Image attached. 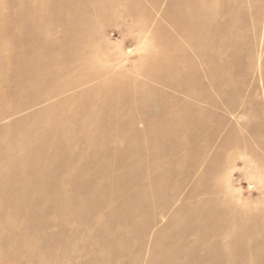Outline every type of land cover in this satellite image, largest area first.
Masks as SVG:
<instances>
[{
  "label": "rangeland",
  "instance_id": "rangeland-1",
  "mask_svg": "<svg viewBox=\"0 0 264 264\" xmlns=\"http://www.w3.org/2000/svg\"><path fill=\"white\" fill-rule=\"evenodd\" d=\"M202 1L0 0V264H193L213 205L264 264V0Z\"/></svg>",
  "mask_w": 264,
  "mask_h": 264
},
{
  "label": "bare ground",
  "instance_id": "bare-ground-1",
  "mask_svg": "<svg viewBox=\"0 0 264 264\" xmlns=\"http://www.w3.org/2000/svg\"><path fill=\"white\" fill-rule=\"evenodd\" d=\"M30 3V2H29ZM208 4H213V0H203L201 3H191V8L196 9L195 7H202L201 12H205V11H209L208 9ZM20 5V4H19ZM44 5V4H43ZM46 7V6H45ZM83 7V6H82ZM44 8V7H43ZM120 6H116L114 8V12L120 10ZM81 10V7H80ZM79 10V11H80ZM42 12V11H40ZM167 13V12H166ZM165 14V13H164ZM11 19V18H10ZM27 19V18H26ZM112 20V19H111ZM23 22V21H22ZM86 22V21H85ZM112 22V21H111ZM8 24V23H7ZM2 26V25H1ZM47 27V26H46ZM40 28V27H39ZM45 28V27H44ZM58 28V27H57ZM55 28V29H57ZM12 29V28H11ZM27 29V28H26ZM36 29V28H35ZM4 32V30H1V32ZM46 31V30H45ZM186 31H190V29H187ZM186 31H181V35L184 36ZM27 32V30H26ZM47 32V31H46ZM2 33H0L1 35ZM5 36V35H4ZM22 36V35H21ZM56 36V35H55ZM3 37V36H2ZM20 37V36H19ZM62 37V36H61ZM7 38V37H6ZM18 38V36H17ZM29 38V37H28ZM20 39V38H19ZM59 39V38H58ZM11 41H13L12 39H10ZM8 41V40H6ZM5 41V43H6ZM24 42V41H23ZM4 43V45H5ZM17 45L20 46V42H17ZM31 43V42H30ZM7 44V43H6ZM10 47V46H9ZM17 48V46H16ZM128 52V51H127ZM21 53V52H19ZM5 54V52H4ZM104 54V53H103ZM126 58V57H125ZM4 60V59H3ZM7 60V59H6ZM183 60V59H182ZM27 61V60H26ZM5 62V61H3ZM8 63V62H6ZM5 63V64H6ZM8 65V64H7ZM6 68V67H5ZM4 70V69H3ZM2 70V71H3ZM9 70V69H8ZM5 72V70H4ZM3 72V73H4ZM7 72V71H6ZM5 72V73H6ZM42 73V71H40L39 69L33 70L31 73H29V75H27V77L29 78H36L38 76H40ZM97 75L99 74V71L96 72ZM6 75V74H5ZM43 75V74H42ZM51 76H54V78H57L59 75L57 73L55 74H49ZM109 75V77H112L110 80H113V77L115 75L114 71H111L110 73H104V76ZM184 76V75H183ZM18 77V76H17ZM19 78V77H18ZM173 78V77H172ZM184 78V77H183ZM191 79V78H190ZM197 79V78H196ZM24 80V79H23ZM107 80V83L110 81ZM175 80V79H173ZM195 80V78H194ZM193 80V81H194ZM115 83H118L119 81H117L116 79L114 80ZM175 82V81H174ZM90 83L89 79L87 77L82 76V78H79L78 81H74L70 84V86L68 87L70 91H75V90H79V89H83L84 87H86L88 84ZM106 83V84H107ZM184 83V82H183ZM196 83V82H195ZM175 84V83H174ZM198 84V83H197ZM99 85V83H98ZM102 85H104V83L102 82ZM185 85V84H184ZM194 85V84H193ZM138 86V85H137ZM15 87V86H14ZM197 88V87H196ZM200 88V87H199ZM203 88V86H202ZM173 90V89H172ZM179 90V89H177ZM185 90V89H184ZM182 91V90H181ZM187 92V91H186ZM15 93V92H14ZM188 93V92H187ZM76 94H79L76 93ZM76 94L74 96H76ZM100 94V93H99ZM58 95H60V93L56 92L55 95H51V97L49 95H47V98H44L40 101H49V99L53 98V97H58ZM6 96V95H5ZM74 96H72L70 99L65 100L66 101H70L72 100V98H74ZM50 97V98H49ZM50 99V100H51ZM7 100V98H6ZM4 100V101H6ZM107 102V101H106ZM148 104V103H147ZM191 104V102H190ZM189 104V105H190ZM111 105V104H110ZM135 106V105H134ZM160 108V107H159ZM163 108V107H162ZM129 111V110H128ZM159 111V110H158ZM157 111V112H158ZM160 112V111H159ZM70 114V113H68ZM66 115V114H65ZM124 115V114H123ZM137 115V114H136ZM160 115V114H159ZM168 115V111L164 113L163 117H166ZM158 116V115H157ZM12 117V116H11ZM155 117V116H154ZM173 117V116H172ZM75 119V118H74ZM158 119V118H157ZM20 121V120H19ZM134 121V120H133ZM170 121V120H169ZM202 122V121H201ZM162 123V122H161ZM139 124V123H138ZM127 126V125H126ZM152 126H157L158 127V122L156 120V122L154 121V123L152 124ZM151 126V127H152ZM163 126V125H162ZM107 127V126H106ZM136 127V125H135ZM145 127V125H144ZM100 128V127H99ZM192 130V129H191ZM31 132V131H30ZM66 132V131H65ZM189 137V136H188ZM39 139V137H38ZM89 139V138H88ZM160 139V138H159ZM158 139V140H159ZM190 139V138H188ZM43 141V140H42ZM167 142V141H166ZM92 146V145H91ZM190 146V145H188ZM101 148V147H100ZM191 149V148H190ZM103 150V149H102ZM116 150V149H115ZM116 152V151H115ZM41 159V158H40ZM39 159V160H40ZM55 157L52 158V160L54 161H44V165L46 166H50L53 167L56 164L55 161ZM112 159V158H111ZM113 162V161H112ZM21 166V165H20ZM22 169V168H21ZM123 169V168H122ZM117 170V169H116ZM87 173V172H86ZM89 174V173H88ZM124 175V174H123ZM22 176V175H21ZM71 175H69L70 177ZM125 176V175H124ZM21 178V177H20ZM23 178V177H22ZM90 178V175H89ZM166 179V178H165ZM93 180H97V178H94ZM22 181V180H21ZM69 182V181H68ZM12 183V182H11ZM137 183V179L135 177H132L130 179V185L132 186H136ZM106 184V183H105ZM56 185V183L54 184V186ZM67 185V182H66ZM65 185V187H66ZM104 185V184H103ZM80 191V189H79ZM78 192V191H77ZM92 192V191H91ZM89 192L88 196L91 195L92 193ZM77 194V193H76ZM28 197V196H27ZM75 197V196H74ZM3 198V197H2ZM91 198V197H90ZM75 199V198H74ZM108 199V198H107ZM46 201V199H45ZM102 202V201H101ZM211 202V201H209ZM103 203V202H102ZM62 204V203H61ZM98 204V202H97ZM216 204V203H214ZM64 205V204H63ZM213 205V204H212ZM42 206V205H41ZM62 206V205H61ZM215 205L211 206V209L207 212L204 213H198V214H194V219L195 222L197 223V225H193L190 228H188L187 230H184L182 232H180V245L184 244L185 241V236L188 233H193L194 235H196V240L194 242H192V249L189 253V257L192 261L193 264H230L231 259H233L234 257H238L241 259L240 264H247V257H250L251 255L254 257V262H259V257H258V253H259V247L258 246H254V247H250L247 248L246 246H242L240 244H234L239 246V248L234 251V252H225L223 250V247L226 246H230V241L228 240V227L229 226H224L216 228L218 226V222L220 221V218H222V214L219 213V211L217 209L214 208ZM140 207V206H139ZM39 208V207H38ZM29 209V208H28ZM119 215H122L123 218L126 219L127 221V225H130L128 221H135L137 219L138 213L141 211L140 208H138L137 206H133L130 202L121 204L119 207ZM26 211V209H25ZM65 211V210H64ZM63 211V212H64ZM41 212H42V208H41ZM40 212V214H41ZM46 212V211H45ZM44 212V213H45ZM43 214V213H42ZM24 215V214H23ZM40 216V215H39ZM43 216V215H42ZM63 216V215H62ZM39 219V218H38ZM63 219V218H62ZM36 223V222H35ZM201 223V224H200ZM26 224V223H24ZM33 224V223H32ZM27 225V224H26ZM222 228V229H221ZM236 228V227H235ZM225 229V230H224ZM236 231V230H235ZM237 232V231H236ZM186 243V242H185ZM173 264H188L187 262H174Z\"/></svg>",
  "mask_w": 264,
  "mask_h": 264
}]
</instances>
